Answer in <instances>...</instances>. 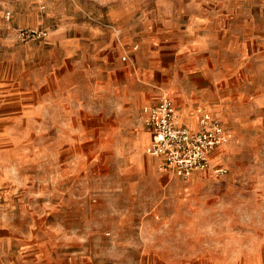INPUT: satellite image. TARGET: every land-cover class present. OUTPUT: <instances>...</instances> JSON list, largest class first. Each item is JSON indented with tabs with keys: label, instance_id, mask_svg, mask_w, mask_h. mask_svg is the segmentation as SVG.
<instances>
[{
	"label": "rangeland",
	"instance_id": "rangeland-1",
	"mask_svg": "<svg viewBox=\"0 0 264 264\" xmlns=\"http://www.w3.org/2000/svg\"><path fill=\"white\" fill-rule=\"evenodd\" d=\"M44 1L0 0V264H264V0ZM163 92L211 169L146 152Z\"/></svg>",
	"mask_w": 264,
	"mask_h": 264
},
{
	"label": "built area",
	"instance_id": "built-area-1",
	"mask_svg": "<svg viewBox=\"0 0 264 264\" xmlns=\"http://www.w3.org/2000/svg\"><path fill=\"white\" fill-rule=\"evenodd\" d=\"M40 2L45 4L44 0ZM144 121L152 131L146 152L160 159L162 170L183 178L195 171L211 169L212 153L232 138L222 120L209 110L198 111L196 128L183 124L168 92H163L156 103L144 107ZM212 170L215 175L226 172L224 167Z\"/></svg>",
	"mask_w": 264,
	"mask_h": 264
},
{
	"label": "crops",
	"instance_id": "crops-1",
	"mask_svg": "<svg viewBox=\"0 0 264 264\" xmlns=\"http://www.w3.org/2000/svg\"><path fill=\"white\" fill-rule=\"evenodd\" d=\"M173 97V96H172ZM159 99V98H158ZM174 99V97H173ZM175 101V104H176V100L174 99ZM150 104H153V103H147L146 105H150ZM177 108H178V105L176 104ZM180 120L183 124H186L188 126H190L191 128H196L197 125H198V122H196V120H194L190 115H189V112L187 111L186 108L182 109V111L180 112ZM147 126V125H146ZM148 130L150 131V133L152 134V131L151 129L147 126ZM151 140H152V137H151ZM151 142V141H150ZM150 144V143H149Z\"/></svg>",
	"mask_w": 264,
	"mask_h": 264
}]
</instances>
